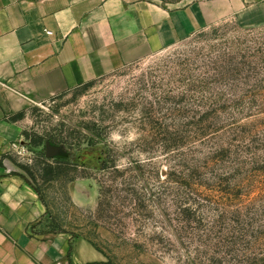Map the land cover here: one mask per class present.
<instances>
[{"label":"rangeland","instance_id":"1","mask_svg":"<svg viewBox=\"0 0 264 264\" xmlns=\"http://www.w3.org/2000/svg\"><path fill=\"white\" fill-rule=\"evenodd\" d=\"M151 1L175 10L213 0ZM242 1L244 6L232 5L225 17L170 48L25 112L22 146L6 156L44 197L47 213L41 233L66 232L87 239L109 264H249L254 258L255 262L263 260V235L259 240L239 242V250L232 252L228 233L220 235V212L208 210L203 225L200 219L188 221L182 213L186 190L172 179L183 171L186 122L201 117L184 112L182 97L191 87L187 76L193 75L198 82L205 73L211 77L205 58L224 51L231 54L215 30L226 39L240 37L243 42L263 37L264 0ZM231 55L239 63V52ZM254 62L255 72L245 67L241 74L235 64L227 79L228 91L220 83L215 87L225 93L215 100L221 110L216 117L235 123L233 133L238 135L233 163H221L217 172L232 174L236 182L250 187L264 183V75L263 64L258 59ZM200 87L197 83L193 88ZM190 94L202 95L199 91ZM75 127L96 130L101 138L96 148L107 151L110 169L101 171L100 151H92L83 157L84 164L63 165L60 176L44 179V162L55 165V160L46 158V142L54 136L68 137ZM191 130L198 135L196 128ZM231 137L223 136L218 143ZM19 166L30 168L34 177ZM242 202L245 216L234 223L233 214L227 215V230L253 229L254 219L255 228L263 233V193H252Z\"/></svg>","mask_w":264,"mask_h":264},{"label":"crops","instance_id":"2","mask_svg":"<svg viewBox=\"0 0 264 264\" xmlns=\"http://www.w3.org/2000/svg\"><path fill=\"white\" fill-rule=\"evenodd\" d=\"M242 0L170 10L151 0H0V157L22 146L33 105L145 60L217 22ZM230 12V13H231ZM0 167V264H109L87 239L39 230L47 210L7 161Z\"/></svg>","mask_w":264,"mask_h":264},{"label":"trees","instance_id":"3","mask_svg":"<svg viewBox=\"0 0 264 264\" xmlns=\"http://www.w3.org/2000/svg\"><path fill=\"white\" fill-rule=\"evenodd\" d=\"M214 34L217 37L223 38L224 45L227 44L225 46L228 47V51L231 54L232 52H239L241 60L237 63L236 61H238V59L232 60V55L227 54L226 51L222 54L212 53V56L206 57V61L204 62L205 68L213 72L211 77H208L205 73L204 76H201L202 80L198 82V78L194 79L195 77L193 75L187 76V86L190 85L191 87L188 88L185 95L182 97V101L185 104L184 112L189 115L198 113L201 117L197 122H186L187 136L184 138V148L186 152H184L185 154L183 155V171L179 175L173 174L172 179H175L173 180L175 183L184 186L186 190L185 196L183 197L184 208L182 209V213L186 219L191 222L200 219V223L203 225L205 221V213L208 210L213 209L214 211L220 212V219H223L220 222V229L223 230V233L220 232V235L224 236L225 232L228 233L226 236L230 238L234 248L232 252L235 253L239 250L237 248L239 242L248 238L259 240L262 238V235L264 247V219L263 226H261V228L263 227V233H261V229L259 230L255 228L254 223L256 220L254 219H252L251 223L255 229H249L247 226L244 230L235 229L234 232L228 231L227 226L224 223L227 215L230 214H233L231 220L234 223L240 222V219L244 214V210L240 208V205L243 204V197H247L255 192H260L261 194L263 193L264 200V183L263 186L250 187L249 185L244 184L245 182H236L231 176L232 174H224L223 176L218 174L217 169L221 163H227V161L230 164L233 163V157L231 158L232 149L234 141H238V135L234 134L235 131L233 128L236 127L235 123L229 124L216 117L221 110H218L219 108L216 105L218 101L216 102L215 100H217V97L220 99L225 93L222 89H217L216 91L215 87L220 83V85L223 84V87L228 91L229 84L227 83V79L231 77L235 64H237L236 67H238L236 70H240L239 74L243 73L242 70L245 67L252 68L255 72L257 63L254 61L258 59L263 64L264 75V30L263 37L254 39L253 41L248 40V42H243L240 37L233 39L228 36L226 39L218 33V30H215ZM197 83H201V87L199 89L193 88ZM229 89L231 90V85ZM194 91H199L202 95L200 97L192 96L190 93ZM209 106L211 108H208ZM23 117L24 114L21 113L11 117L9 120L15 123L22 120ZM191 127L197 129L196 131L198 135L191 130ZM88 131L89 132H86L84 129L80 130L75 127L68 137L54 136L51 137V140H48L57 145H63L68 150H71L70 154L73 158L69 160H55V165L45 161L43 164L44 179L53 180L60 176L62 173L61 171H63V165L70 164L80 166L81 163L84 164L83 157L86 153L92 151H100V170L107 171L110 169L107 151L96 148L101 144L100 135L95 132V129H89ZM229 135L232 137L227 138L226 141L222 140V142L218 143L223 136ZM33 144L35 146L42 145L41 142H34ZM6 159L11 160V158L6 155L0 157V167L4 166L3 163ZM19 168L34 177V174L27 166H19ZM24 177L32 184L26 176ZM35 189L46 207L42 193L36 187ZM252 225L249 226L251 227ZM62 233L66 232L53 234ZM255 260L256 258H254L252 260L253 262L249 264H264V248L263 260H260L259 262H255Z\"/></svg>","mask_w":264,"mask_h":264},{"label":"water","instance_id":"4","mask_svg":"<svg viewBox=\"0 0 264 264\" xmlns=\"http://www.w3.org/2000/svg\"><path fill=\"white\" fill-rule=\"evenodd\" d=\"M45 154L48 160H69L71 158V154L65 146L57 145L51 141L46 142Z\"/></svg>","mask_w":264,"mask_h":264},{"label":"built area","instance_id":"5","mask_svg":"<svg viewBox=\"0 0 264 264\" xmlns=\"http://www.w3.org/2000/svg\"><path fill=\"white\" fill-rule=\"evenodd\" d=\"M6 87H7L6 84H3V83L0 82V88H2V89L4 88L5 89Z\"/></svg>","mask_w":264,"mask_h":264},{"label":"clouds","instance_id":"6","mask_svg":"<svg viewBox=\"0 0 264 264\" xmlns=\"http://www.w3.org/2000/svg\"><path fill=\"white\" fill-rule=\"evenodd\" d=\"M114 138H118V137H116L115 134H114Z\"/></svg>","mask_w":264,"mask_h":264}]
</instances>
